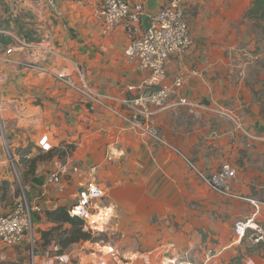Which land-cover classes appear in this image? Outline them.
<instances>
[{
	"label": "crops",
	"instance_id": "0c3cea01",
	"mask_svg": "<svg viewBox=\"0 0 264 264\" xmlns=\"http://www.w3.org/2000/svg\"><path fill=\"white\" fill-rule=\"evenodd\" d=\"M101 1L0 0V55L11 48L13 61H0V214L22 207L17 182L24 204L42 207L33 214L40 236L55 225L45 212L67 209L78 185L94 180L116 217L118 238L106 245L131 263L264 264V239L254 242L248 229L238 240L233 229L239 219L264 225V203L254 197L255 181L264 176V67L250 54L243 18L253 0H181L192 45L181 60L166 64V85L178 71L184 78L152 117L164 143L137 134L105 109L89 110L79 94L34 67L75 80L73 62L97 91L135 95L128 87L139 85L147 72L125 56L129 37L122 25L103 30L95 15ZM146 24L142 17L143 29ZM180 98L188 103L179 104ZM43 135L48 151L38 145ZM185 158L207 173L229 163L236 174L230 185L239 197L215 193ZM54 173L61 174V191L45 183ZM50 242L35 264H81V253L106 256L93 249L98 243L89 242L92 254L73 247L61 253ZM4 247L9 253L0 259H14L10 246Z\"/></svg>",
	"mask_w": 264,
	"mask_h": 264
},
{
	"label": "built area",
	"instance_id": "2783aa9c",
	"mask_svg": "<svg viewBox=\"0 0 264 264\" xmlns=\"http://www.w3.org/2000/svg\"><path fill=\"white\" fill-rule=\"evenodd\" d=\"M96 18L100 21L105 32L111 31L118 25H122L128 33L129 41L124 49L125 56L136 62L139 69L146 71V77L137 86L128 87V90H135L133 96L117 97L105 92H99L92 88L85 80L84 74L78 66L72 62L76 73L74 80L71 75L56 73L41 65H35L39 72H47L58 81L64 83L69 89L81 96L88 105L89 110L102 108L125 121L137 134L148 139L164 143L152 117L156 112L164 108L171 94L176 92L183 85L184 74L180 71L174 76L171 85L164 82L167 78L166 64L170 58L181 60L192 45L190 29L186 20L184 7L181 0H164L158 4L156 10L148 11L143 2H131L128 0H102L97 6ZM148 17V27L142 28V17ZM21 46H30L29 43L20 42ZM45 54H52V49L37 46ZM8 48L0 55V61L5 64L12 63L8 56L11 53ZM181 66V62L178 63ZM5 79L4 77L2 78ZM179 104L188 102L180 98ZM115 105L125 109L118 110ZM38 145L43 151L51 149L47 136L43 135L38 140ZM190 169L196 176L215 193L228 197L238 198L232 190L230 182L235 177V170L229 163L221 164L212 172H203L193 163L185 158ZM78 167H72L76 172ZM61 174L48 175L45 183L56 185L61 191ZM104 190L94 180L86 181L78 185L73 203L67 208L70 217H78L84 223V230L101 232L108 229L114 216L111 206L103 200ZM254 203V202H253ZM257 206V203H254ZM42 207L39 204H24L18 211L7 214H0V243L6 246L20 245L26 235H30L31 245L34 243L33 214L41 213ZM100 219L90 221L94 215L100 214ZM234 233L238 240L246 235L248 229L253 230V241L263 239V230L252 218L239 219L234 223ZM32 252V263L34 251ZM108 255L116 264H129L130 257L119 254L112 247ZM209 258L206 257V260ZM58 262H64L62 256Z\"/></svg>",
	"mask_w": 264,
	"mask_h": 264
},
{
	"label": "rangeland",
	"instance_id": "374dc122",
	"mask_svg": "<svg viewBox=\"0 0 264 264\" xmlns=\"http://www.w3.org/2000/svg\"><path fill=\"white\" fill-rule=\"evenodd\" d=\"M246 19V18H245ZM247 20V28H248V34L250 35V44L251 46V50H250V54L257 56V60L260 63V65L262 67H264V20H255V19H246ZM14 171V170H13ZM17 173L20 174V170L18 169L16 171ZM21 175V174H20ZM16 180V179H15ZM255 192L256 194H254V197L256 199H258L260 202L264 203V176L260 175V179L255 181ZM16 184V191L17 194L19 195L20 201L22 207L24 206V202L22 200V196L20 194V188H19V184L17 182H15ZM16 193V192H15ZM264 207V205H262ZM115 219L116 217L113 219L111 225L108 227L107 230L105 231H101V232H95V231H91L92 233V237L95 238L96 241H83V242H79L78 245H71V247H73L76 251L77 250H81L85 251L86 253L88 252H92V254L94 253V251L92 250V246L90 243H98L100 245H93V249H96L97 251H100L101 254L106 253L103 252L102 250L105 251L106 243L107 242H112V240H114L115 238H118V231L115 228ZM260 224V223H259ZM64 227H67V225H64ZM260 228L263 230V239H264V225L260 224ZM34 235L37 234L36 230H33ZM57 234L58 232L56 231L53 236L50 238L51 241L54 240L57 244ZM27 240L24 242L25 244L23 246H12L9 247L11 248V252H14L16 254V257H14V259L9 260L7 259L8 256H4V258L0 259V262H4V263H15V264H31L32 260V252L31 249L33 248L34 251V256L40 257V253H42V249L45 250L48 246H52V242H48V244L43 243V240L41 239V235L39 236V234H37V238H34V243L33 246L31 245V239H30V235H26ZM262 239V240H263ZM264 241V240H263ZM90 242V243H89ZM0 246H6L2 243H0ZM103 247V248H102ZM8 249H6L4 247V249H0V253H4V255H7L9 253V251H7ZM116 251V250H115ZM10 252V253H11ZM47 252V251H46ZM119 254H122L120 251H117ZM47 253H51L50 250ZM84 253H81V259H82V263L81 264H97L99 262H101V259L99 256H95V254L90 255V256H85L83 257ZM77 258V257H76ZM106 258V259H105ZM38 259V258H37ZM89 259V261H88ZM94 259V260H93ZM104 264H111L112 263V255H108L104 256ZM36 262V260H34ZM92 261V262H91ZM77 261H74V263H76ZM37 263V262H36ZM131 263V262H130ZM129 263V264H130ZM131 264H139V262H135L132 261Z\"/></svg>",
	"mask_w": 264,
	"mask_h": 264
},
{
	"label": "trees",
	"instance_id": "16d2710c",
	"mask_svg": "<svg viewBox=\"0 0 264 264\" xmlns=\"http://www.w3.org/2000/svg\"><path fill=\"white\" fill-rule=\"evenodd\" d=\"M243 18L264 20V0H253L244 13ZM46 220L54 223L49 230L41 232V239L44 245L48 244L50 238L57 231V243L60 246V252L70 247L71 245L83 241H96L92 237L90 230H84V223L78 217H70L65 207H56L52 210L45 212ZM67 225V227H64ZM0 264H15V263H2ZM237 264V263H234Z\"/></svg>",
	"mask_w": 264,
	"mask_h": 264
},
{
	"label": "water",
	"instance_id": "95a60500",
	"mask_svg": "<svg viewBox=\"0 0 264 264\" xmlns=\"http://www.w3.org/2000/svg\"><path fill=\"white\" fill-rule=\"evenodd\" d=\"M157 6H158V1L157 0H147L146 1V9L148 11H150V12L156 10ZM143 19H144L145 22L148 21V17L147 16H143ZM145 26L148 27L149 25L146 24ZM33 181L37 182L39 180L34 178ZM39 182L41 183L42 181H39Z\"/></svg>",
	"mask_w": 264,
	"mask_h": 264
},
{
	"label": "bare ground",
	"instance_id": "6f19581e",
	"mask_svg": "<svg viewBox=\"0 0 264 264\" xmlns=\"http://www.w3.org/2000/svg\"><path fill=\"white\" fill-rule=\"evenodd\" d=\"M100 215H101V212H100V214H98V215H94V216H92L91 218H90V221H96V220H99L100 219ZM110 250H111V247L110 246H107V249H105V251L104 250H102L103 252H106V253H103L102 255H106L107 256V254L110 252ZM164 257V256H163ZM162 258V257H161ZM166 261H168L169 259H168V257L166 256L165 258H164ZM163 259V260H164ZM94 260V259H93ZM102 261H104L105 259H104V257H102V259H101ZM92 262V261H91ZM92 264V263H91ZM97 264H99V263H97ZM100 264H102V263H100ZM163 264V263H162ZM166 264H169V263H166ZM171 264H175V263H171Z\"/></svg>",
	"mask_w": 264,
	"mask_h": 264
}]
</instances>
